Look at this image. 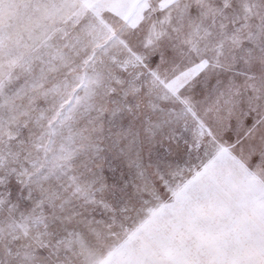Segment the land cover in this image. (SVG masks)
Returning a JSON list of instances; mask_svg holds the SVG:
<instances>
[{
  "label": "snow or ice",
  "instance_id": "6c2138e0",
  "mask_svg": "<svg viewBox=\"0 0 264 264\" xmlns=\"http://www.w3.org/2000/svg\"><path fill=\"white\" fill-rule=\"evenodd\" d=\"M0 264H264V0H0Z\"/></svg>",
  "mask_w": 264,
  "mask_h": 264
}]
</instances>
